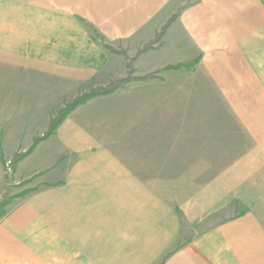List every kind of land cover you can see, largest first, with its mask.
Segmentation results:
<instances>
[{"label": "crops", "instance_id": "crops-1", "mask_svg": "<svg viewBox=\"0 0 264 264\" xmlns=\"http://www.w3.org/2000/svg\"><path fill=\"white\" fill-rule=\"evenodd\" d=\"M0 13L50 14L54 36L90 26L117 54L105 76L126 78L118 62H133L137 79L108 95L117 112L145 113L107 117L84 110L88 101L18 163L34 190L0 218V264H264V0H0ZM4 25L0 135L4 115L25 118L42 93L40 78L26 82L25 22L10 35ZM68 38L60 58L74 56L76 77H90L84 63L96 55L99 67L101 51ZM73 76L51 73L48 83ZM225 157L242 159V168L203 166ZM2 169L0 159V198ZM217 172L247 181L242 212L221 222L216 193L207 199L201 179L187 176Z\"/></svg>", "mask_w": 264, "mask_h": 264}, {"label": "rangeland", "instance_id": "rangeland-1", "mask_svg": "<svg viewBox=\"0 0 264 264\" xmlns=\"http://www.w3.org/2000/svg\"><path fill=\"white\" fill-rule=\"evenodd\" d=\"M18 17H19L18 14L0 13V22L5 24L2 27L4 28L2 32L4 33L10 32L6 34V35H10L13 33L12 30L13 25L15 26V24H17L18 21L20 23H23V21L25 22L26 45L24 46V48L26 54L25 55L26 82L29 83L31 80H34L35 77L40 78L42 81L41 83L42 93H40L38 89L36 90V92H34V96L36 98V102H35L36 106L34 105L33 108L26 109V111L24 112L25 118L24 117L16 118L15 116L17 115V111H13V110H10V114H11L10 117H7V113L3 117L4 125L1 124V129H3V132L0 135V140H1L0 159L3 163L2 183L3 184L5 183V189L0 198L1 213L2 211L6 212L7 207L15 203L18 199L22 198L24 195H26V192H31L33 190L32 186L35 183L34 177L33 178L20 177L24 173L23 171L17 172V165L20 161L15 165L11 163L14 154L24 153L25 151H27L31 147L33 143V139L45 133V131L48 128L50 119L56 117L57 112L77 96H80L81 94L88 92L90 89L102 87L115 81H122V83L120 84L121 86L123 84L128 85L129 82L137 79L132 76L134 71L133 62L131 59H128V57H127L128 60L126 62H121V61L118 62V65L116 67L117 69L118 66L120 68L121 66L125 65L126 67L125 70L127 72L126 78L123 79L117 78L118 79L117 80L113 77L105 76L106 73H108L107 67L108 66L111 67L113 65L111 59H113V57L116 56L117 54H115V51L113 49H111L108 46H105L102 42L101 37L87 24H82L83 22L80 23L81 31L78 30L67 31L65 29L64 30L59 29L58 35L54 36V35H50V33L52 32L49 29L50 21H51L50 14H45V13L41 14V18H40L41 20L39 19L40 14H33V13L26 14L24 17L20 15L19 19ZM74 20L78 22L77 19ZM10 28L11 30L9 31ZM77 31L79 32L78 35L76 34ZM66 33H68V35ZM50 37L52 39V42H50ZM55 37L59 39L58 40L59 42L57 43L58 45L56 44V41L53 40ZM66 37H69L68 38L69 43L70 42L72 43L74 38L84 37L90 39L91 41L86 46V49L91 50V49L99 48L102 55L100 61H98L99 62L98 66L102 68L100 69L99 67L93 68L97 60V56L95 55L93 56L92 60H86V62L84 63L86 64V66H88V69L86 70V74H90L89 75L90 77H86L85 79L84 77H76L77 72L74 69V65L76 64L74 63V56L73 58L71 57L70 60L69 59L66 60V58L64 57L60 58V54H64L60 52V50L62 49L60 48V46L62 43H66V39H65ZM19 48L23 50V46L20 45ZM121 53L123 54L122 56L126 59V53L124 51H121ZM57 55L59 57H57ZM121 57L119 59H121ZM86 59H91V58L87 56ZM103 67H105V69H103ZM67 70H69L70 72H68ZM51 73H54V75L57 74L58 76L61 74L64 75V73L65 74L73 73V75L75 76L63 77V79L65 80L59 78V81H63V82L57 84L56 85L57 88H56L53 85L54 83H52V85L48 83L50 80ZM78 73L80 74V72ZM80 80H82V83ZM119 87L118 89H120ZM127 87L128 86H126V88ZM45 90H47L50 93H46L48 94L46 95ZM117 90H115V92ZM95 99L96 100H94V98L90 99L89 106L88 107L86 106L84 110H94V108L96 107L97 109L106 112L105 116L107 117L110 116L111 117H116V116L144 117L145 113L140 111L138 112L127 111L124 113L121 112V114L119 115L115 107L116 105L113 96H106V97L103 96L101 98L96 97ZM39 117H42L44 120L48 121L46 127L42 128L38 124L29 127V125L31 124V120L38 119ZM23 121L27 123L26 125H24L25 126L24 128L23 125H21V122ZM4 126H5V130L3 128ZM12 129L18 130V136L11 135L9 137V133L7 132V130L12 131ZM221 131L222 130L218 131L219 135L222 134ZM40 143H38V145ZM230 143H228V145H230ZM239 143L240 142H236V143L234 142L235 145L233 148L234 153H237V147L240 146L238 145ZM217 144H225V142L218 141ZM227 148L230 150L229 147ZM219 152L225 153L224 150ZM232 161H233V165L235 166L239 165L238 169L242 168L243 166L241 164L242 159H238L236 157L232 159H230L229 157L202 159L203 166H208L206 167V169H213L217 171H221V170L225 171L224 170L225 167H227V165H231ZM240 175H236V174L232 175V174H225V172H221V173L217 172V173H202L200 175H187V176L189 177L195 176L197 179H201L203 195H205L207 199H209V197L214 196V193H216V195L218 196L217 218L218 221L221 222L223 220L237 216L242 212L243 207L241 206L240 199L242 197L241 194L243 193V191L239 189L243 185L244 187H246L247 181L244 184L239 185L240 180L235 179L234 177L239 178ZM251 178H252L251 181H256V176L255 177L252 176ZM233 189H236L234 190V192H237V194H235L237 197L234 198L231 197L228 193ZM254 191L256 192V189ZM251 194L253 193L251 192ZM2 202L4 203L2 204ZM204 207L208 208V206L203 205V221L206 219V216H207V220L210 219L209 218L210 213L208 212V210H205L206 208L204 209ZM211 216L212 217L214 216L213 213L211 214ZM204 225H205V221L203 222V226Z\"/></svg>", "mask_w": 264, "mask_h": 264}, {"label": "trees", "instance_id": "trees-1", "mask_svg": "<svg viewBox=\"0 0 264 264\" xmlns=\"http://www.w3.org/2000/svg\"><path fill=\"white\" fill-rule=\"evenodd\" d=\"M195 63H196V61L185 64V65H177L173 68L178 69V68L183 67V68L188 69L191 66H193ZM121 83H122V81H115V82L109 83V84L102 86V87L90 89L88 92L81 94L80 96H77L71 102L67 103L63 108H61L57 112L56 117H53L50 119L49 124H48V128L45 131V133H43L39 137L38 136L35 137L33 139V143L31 145V147L27 151H25L24 153L14 154L11 163H13L15 165L16 163H18L19 161L24 159L28 154H30L33 151V149L38 145V143L45 141L48 138H50L55 133L56 129L60 126V124L63 122V120L71 112H73L77 107L85 104L87 101H89L92 98L103 97V96H108L110 94H113L115 92V90L120 86ZM27 193H29V192H26V194ZM3 203L4 202H2V204ZM4 215H5V212H3V211H2V213L0 212V218Z\"/></svg>", "mask_w": 264, "mask_h": 264}]
</instances>
